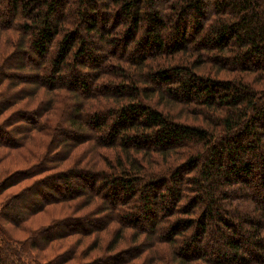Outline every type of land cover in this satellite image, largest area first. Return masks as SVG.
Returning a JSON list of instances; mask_svg holds the SVG:
<instances>
[{
  "label": "trees",
  "instance_id": "trees-1",
  "mask_svg": "<svg viewBox=\"0 0 264 264\" xmlns=\"http://www.w3.org/2000/svg\"><path fill=\"white\" fill-rule=\"evenodd\" d=\"M79 257L264 264V0H0V264Z\"/></svg>",
  "mask_w": 264,
  "mask_h": 264
},
{
  "label": "rangeland",
  "instance_id": "rangeland-1",
  "mask_svg": "<svg viewBox=\"0 0 264 264\" xmlns=\"http://www.w3.org/2000/svg\"><path fill=\"white\" fill-rule=\"evenodd\" d=\"M63 132L64 131H58V134L59 135H63ZM66 132V131H65ZM64 132V133H65ZM83 148H85V145L83 146ZM7 160V159H6ZM5 160V161H6ZM4 161V162H5ZM8 161V160H7ZM6 161V162H7ZM3 162V163H4ZM72 188H74L72 185H70V187H68V189H66V191H70ZM51 190V189H50ZM53 190H56V191H59L60 190V187H55ZM53 190H51L52 192H53ZM11 191L13 192H16L17 191V187H15V188H13V189H11ZM55 192V191H54ZM36 200H40V198H37ZM47 211H49V208L47 209ZM53 212L55 213V214H58L59 216H60V212H59V207L58 206H55L54 207V209H53ZM49 212H46V210L45 211H43V212H41V213H39L38 215H36L35 217H33L31 220H33V221H31V222H28V226L30 227V228H32V229H34V228H37V227H40V226H42V225H44V224H42V223H45L47 220H48V218H49V214H48ZM38 217H40L39 219H38ZM42 222V223H41ZM146 223L148 224V221H146ZM140 224V223H139ZM66 227L65 226H62L60 229H65ZM28 235V233H25V232H23V231H20V232H18V233H15L13 236L14 237H16V238H18V239H23V238H25L26 236ZM103 235V234H102ZM75 237L74 236H71V237H68L67 238V240L68 241H70V240H75L74 239ZM88 239H86V241H87ZM89 241V240H88ZM86 245V244H85ZM85 245H83V246H85ZM82 246V247H83ZM87 246V245H86ZM81 247V248H82ZM80 249V248H79ZM83 261V258H81V257H79V258H77L76 260H74V261H72L70 264H79V263H81Z\"/></svg>",
  "mask_w": 264,
  "mask_h": 264
}]
</instances>
